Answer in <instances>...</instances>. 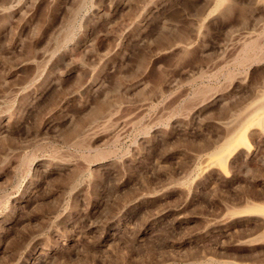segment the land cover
I'll list each match as a JSON object with an SVG mask.
<instances>
[{"label":"rangeland","instance_id":"1","mask_svg":"<svg viewBox=\"0 0 264 264\" xmlns=\"http://www.w3.org/2000/svg\"><path fill=\"white\" fill-rule=\"evenodd\" d=\"M261 2L0 0V264L264 258L262 225L228 226L264 202V150L201 170L264 88Z\"/></svg>","mask_w":264,"mask_h":264},{"label":"bare ground","instance_id":"2","mask_svg":"<svg viewBox=\"0 0 264 264\" xmlns=\"http://www.w3.org/2000/svg\"><path fill=\"white\" fill-rule=\"evenodd\" d=\"M212 1V0H211ZM228 2L229 0H218V2L220 3V4H223V3H225V2ZM252 1V0H251ZM259 1V4H260V1L261 0H258ZM264 1V0H263ZM231 3H235V2H231ZM256 3V1H253V4H255ZM261 3H263L264 4V2H261ZM212 4V3H211ZM257 4V3H256ZM258 4V5H259ZM218 5V4H217ZM217 5H216V7H217ZM226 5V4H225ZM225 5H223V6H225ZM228 5V4H227ZM230 5V4H229ZM232 5V4H231ZM212 6H214V5H212ZM236 6V5H235ZM238 6V5H237ZM240 6V5H239ZM253 6V5H252ZM264 6V5H263ZM215 7V6H214ZM214 7H212V9L214 8ZM229 7V6H228ZM227 7V8H228ZM255 7H256V5H255ZM260 7H261V4H260ZM225 8V7H224ZM231 8V7H230ZM229 8V9H230ZM233 8V7H232ZM236 8V7H235ZM234 8V9H235ZM237 8H239L240 9V7H237ZM241 8H242V6H241ZM244 8V7H243ZM254 8V7H253ZM257 8H258V6H257ZM226 9V8H225ZM223 10V9H222ZM259 10H262V8L261 9H259ZM240 11V10H239ZM256 11H257V9H256ZM217 13H218V11H216ZM221 12H224V11H220L219 13L221 14ZM228 12H230V10L228 11ZM259 12V11H258ZM214 13V12H213ZM216 13V14H217ZM218 13V14H219ZM225 13V12H224ZM231 13V12H230ZM230 13H227V14H230ZM241 13H243V12H241ZM219 14V15H220ZM213 15V14H212ZM211 15V16H212ZM215 15V14H214ZM222 15V14H221ZM224 15V14H223ZM209 16H210V14H209ZM226 16V15H225ZM224 16V17H225ZM228 17V16H227ZM257 19V18H256ZM256 19H255V21H256ZM260 19V18H259ZM249 21V20H248ZM254 21V20H253ZM200 22V21H199ZM198 22V23H199ZM258 22H260V21H258ZM261 22H263V21H261ZM202 23V22H201ZM253 23H255V22H253ZM197 25V24H196ZM200 25V24H199ZM203 25V24H202ZM253 26V25H252ZM256 26V25H255ZM258 26H260L261 27V24L260 25H258ZM204 27V26H203ZM259 27V28H260ZM201 28V27H200ZM257 28V27H256ZM262 28V27H261ZM195 29V28H194ZM203 29V28H202ZM256 30H258V28L256 29ZM256 30H255V32H256ZM261 30V29H260ZM195 31V30H194ZM250 31V30H249ZM248 31V32H249ZM253 31V30H252ZM252 31H250L249 32V34L252 32ZM263 31H264V29H263ZM263 31H261V32H263ZM200 32V31H199ZM247 31L245 32V33H248ZM261 32H259V33H261ZM253 33V32H252ZM256 33H258V32H256ZM256 33H255V35H256ZM196 34V33H195ZM184 35V34H183ZM182 36V35H181ZM244 36H246V35H244ZM259 36V35H258ZM178 37H179V35H178ZM252 37V36H251ZM176 39V38H175ZM185 39V38H184ZM183 39V40H184ZM188 39V38H187ZM240 39V38H239ZM244 39L246 40V38H244L243 37V41H244ZM247 39H248V36H247ZM177 40V39H176ZM178 40H180V37H179V39ZM177 40V41H178ZM185 41V40H184ZM183 41V43H187L186 41L184 42ZM247 41V40H246ZM245 41V42H246ZM174 42V41H173ZM173 42H171V43H173ZM176 42V41H175ZM173 43V44H176V43ZM180 42V41H179ZM249 42V41H248ZM251 42V41H250ZM252 42H254V40L252 41ZM258 42V41H257ZM178 43V42H177ZM182 43V44H183ZM243 43V42H242ZM263 43V42H262ZM240 45H241V43H239ZM238 44V46H240ZM180 45H181V43L179 44V46L178 47H180ZM249 45H251V44H249ZM254 46H255V44H253ZM253 45H252V47H253ZM264 45V44H263ZM171 46V45H170ZM169 46V47H170ZM184 46H186V45H184ZM183 46V47H184ZM193 46V45H192ZM191 46V47H192ZM246 46V45H245ZM174 47H176V46H174ZM173 47V48H174ZM249 47V46H248ZM172 47H171V49H173ZM181 48V47H180ZM179 48V49H180ZM190 48V47H189ZM246 48V47H245ZM255 48V47H254ZM263 48V47H262ZM175 49V48H174ZM185 49V48H184ZM183 49V50H184ZM188 49V48H187ZM186 49V50H187ZM243 49H244V47H243ZM176 50H177V48H176ZM189 50V49H188ZM188 50H187V53H189L188 52ZM236 50V49H235ZM261 50V49H260ZM264 50V49H263ZM180 51H182V49L180 50ZM185 51V50H184ZM247 51V50H246ZM259 52V51H258ZM180 53V52H179ZM186 53V54H187ZM251 53H253V52H250V54ZM255 53V52H254ZM253 53V54H254ZM260 53H261V51H260ZM181 54H183V53H181ZM249 54V55H250ZM256 54H258V53H256ZM255 54V55H256ZM263 54H264V52H263ZM242 55V54H241ZM241 55H240V57H241ZM248 55V56H249ZM247 56V55H246ZM247 56V57H248ZM254 56V55H253ZM252 56V57H253ZM262 57L263 58V55H259L258 57ZM232 57V56H231ZM237 57V56H236ZM246 57V58H247ZM233 58H235V57H232V59ZM250 58H251V55H250ZM257 60V58L255 57V61ZM261 60V59H260ZM223 61V60H222ZM222 61H221V63H222ZM241 61V60H240ZM244 62H247L246 61V59H245V61ZM249 62V61H248ZM250 62H252V61H250ZM261 62V61H260ZM81 63V62H80ZM79 63V64H80ZM224 63H225V61H224ZM233 63V62H232ZM231 63V64H232ZM244 64V63H243ZM247 64V63H246ZM228 65H229V61H228ZM240 65V64H239ZM248 65V64H247ZM234 67V66H233ZM249 67V66H248ZM219 68V67H218ZM217 68V69H218ZM216 69V70H217ZM223 69V68H222ZM229 69V68H228ZM231 70V69H230ZM232 71H233V69H232ZM230 72V71H229ZM234 73V72H233ZM232 73V74H233ZM238 73V72H237ZM214 75V74H213ZM230 75V74H229ZM234 75V74H233ZM232 75V76H233ZM238 75V74H237ZM237 75H236V77H237ZM231 76V75H230ZM239 76V75H238ZM235 77V76H234ZM227 78V77H226ZM229 79H230V77H229ZM228 79V80H229ZM232 79V78H231ZM235 79V78H234ZM233 79V80H234ZM232 81V80H231ZM235 81H236V79H235ZM264 87V86H263ZM203 88V87H202ZM201 88V89H202ZM212 89V88H211ZM210 89V90H211ZM206 90V89H205ZM209 90V89H208ZM207 90V91H208ZM262 90H264V88L262 89ZM261 90V93L260 94H258L251 102H249V103H247L248 105L244 108V111H242V113H241V116H240V127H239V129L236 131L237 132V134H236V132H234V133H231V134H228L226 137H225V140H224V142L220 145V146H217V148H215L211 153H210V155L208 156V158H206L207 159V163L205 164V165H203L204 167L201 169L202 170V174H206V176L208 177V176H211L212 174H215V173H217L218 171L220 172V173H223V175L224 176H229V174H228V169L230 168V169H232L231 167H229L228 168V166L230 165V164H232L233 162H235L236 160H237V158L239 159L240 157L241 158H244V160L245 159H248V158H252L253 159V157L254 156H256V155H258L257 153H258V151L262 148L263 150H264V148H263V146H264V91H262ZM199 91H200V89H199ZM202 91V90H201ZM212 91H213V89H212ZM197 92H198V90H197ZM197 92H196V95H197ZM213 92H215V91H213ZM218 92V91H217ZM256 92V91H255ZM156 93V92H155ZM257 93V92H256ZM199 94H202V93H200V92H198V95ZM211 93H210V91H209V94H204L206 97H207V95L209 96ZM195 95V97H197ZM203 95V96H204ZM211 96H213V95H211ZM211 96H209V97H211ZM255 96V95H254ZM193 97V96H192ZM191 98V97H190ZM189 98V99H190ZM203 97H201V100L203 101V99H202ZM192 100H193V98H191ZM191 99H190V101H191ZM196 99H198V100H200V97L199 98H196ZM206 99V98H205ZM209 99V98H208ZM211 99V98H210ZM209 99V100H210ZM200 100V101H201ZM207 100V99H206ZM190 101H189V103H190ZM195 102H197L196 100H194ZM201 101V102H202ZM211 101V100H210ZM118 103V102H117ZM188 103V102H187ZM188 103V104H189ZM194 102L192 101V104H193ZM206 103V101L204 102V104ZM187 104V105H188ZM191 104V103H190ZM189 104V105H190ZM207 104V103H206ZM117 105H119V104H117ZM184 105H186V103L184 104ZM186 105V106H187ZM201 105V104H200ZM115 106H116V103H115ZM114 106V107H115ZM191 106V105H190ZM201 106H203V104L201 105ZM189 107V106H188ZM188 107L186 108V111H187V109H188ZM194 107V106H193ZM192 107V108H193ZM200 107V106H199ZM244 107V106H243ZM115 110H119V109H117V108H114ZM190 109V108H189ZM188 109V110H189ZM194 109V108H193ZM195 109H197V107L195 108ZM238 110V109H237ZM171 110H169V112H170ZM182 111H183V109H182ZM193 111V110H192ZM191 111V112H192ZM109 112V111H108ZM233 113V112H232ZM111 114V113H110ZM169 115V114H168ZM240 115V114H239ZM106 116V115H105ZM109 116V115H108ZM234 116H236V115H234ZM232 118V117H231ZM235 118H237V117H235ZM234 119V118H233ZM233 119H232V122H233ZM109 120H110V118H109ZM108 120V121H109ZM96 121V120H95ZM106 122V121H105ZM110 122V121H109ZM228 122V121H227ZM231 122V123H232ZM231 123H230V125H231ZM237 124H238V122H236ZM102 124H105L104 122H102ZM111 124V123H110ZM234 124V123H233ZM236 124V125H237ZM95 125H97V124H95ZM98 125H100L99 123H98ZM239 125V124H238ZM102 126V125H101ZM101 126H99V128H101ZM108 126H109V124H108ZM96 126H94V128H95ZM230 127H232L233 128V126H230ZM229 127V128H230ZM90 129H91V127H89ZM93 128V127H92ZM104 128V127H103ZM102 128V129H103ZM110 128H112V127H110ZM110 128H107L108 130L110 129ZM224 128H225V126H224ZM231 128V131H233V129ZM89 129V130H90ZM97 130H99L98 129V126H97V129H95V132L97 131ZM101 130V129H100ZM105 130V129H104ZM88 131V130H87ZM89 133V132H88ZM222 133V132H221ZM230 133V132H229ZM86 134H87V132H86ZM223 134V133H222ZM92 135V137H93V134H91ZM95 135V134H94ZM254 135H257L258 136V138H259V140H258V142L257 143H251V140H250V136H254ZM89 136V135H88ZM256 136V137H257ZM80 137V136H79ZM222 137V136H221ZM223 138V137H222ZM80 139H81V137H80ZM92 139V138H91ZM219 139H221V138H219ZM218 139V140H219ZM79 140V139H78ZM77 140V141H78ZM222 140V139H221ZM212 141V140H211ZM216 141V140H215ZM220 141V140H219ZM79 142V141H78ZM213 142V141H212ZM81 143H83V142H81ZM205 143V142H204ZM204 143H203V145H204ZM80 144V143H79ZM84 144V143H83ZM202 144V143H201ZM208 144V143H207ZM81 145V144H80ZM212 144H210V146H211ZM205 146V145H204ZM261 149V150H262ZM262 150V151H263ZM262 151H259V152H262ZM264 152V151H263ZM100 153V152H99ZM101 154H102V152L100 153V156H101ZM107 154V153H106ZM105 154V155H106ZM109 155V154H108ZM261 156V155H260ZM263 156V155H262ZM261 156V157H262ZM87 157V156H86ZM264 157V156H263ZM262 157V158H263ZM204 158V157H203ZM205 159V158H204ZM251 159V160H252ZM264 159V158H263ZM241 160V159H240ZM255 160V159H254ZM258 160V159H257ZM256 160V161H257ZM201 161L203 162V160L201 159ZM256 161H253V162H256ZM239 162V161H238ZM241 162V161H240ZM242 162H243V160H242ZM241 162V163H242ZM245 162V161H244ZM247 162V161H246ZM263 162V161H262ZM262 162H260V163H262ZM257 163V162H256ZM238 164V163H237ZM233 165H234V163H233ZM241 165V164H240ZM240 165H237V166H240ZM246 165V164H245ZM244 165V166H245ZM248 165V164H247ZM251 165V164H250ZM249 165V166H250ZM260 165V164H259ZM259 165H255V167H258ZM236 166V165H235ZM263 166H264V164H263ZM242 167L243 166H241V168L240 169H242ZM228 168V169H227ZM248 168V167H247ZM253 168V167H252ZM251 168V169H252ZM239 169V170H240ZM246 169V168H245ZM249 169V168H248ZM259 169V168H258ZM257 169V170H258ZM261 169V168H260ZM200 170V171H201ZM233 170V169H232ZM247 170V169H246ZM246 170H244V171H246ZM264 170V169H263ZM251 171V170H250ZM253 171V170H252ZM262 171V170H261ZM231 172V171H230ZM240 172V171H239ZM248 172H249V170H248ZM264 172V171H263ZM245 173V172H244ZM247 173V172H246ZM245 173V174H246ZM251 174H252V172H251ZM199 175H201L200 173H199ZM221 175V174H220ZM237 175V174H236ZM250 175V174H249ZM205 176V177H206ZM213 176V175H212ZM222 176V175H221ZM247 176V175H246ZM250 176H252V175H250ZM199 177V176H198ZM200 177H202V176H200ZM230 177V176H229ZM234 177H235V175H234ZM260 177V176H259ZM263 178H264V175L262 176ZM222 178H223V176H222ZM227 178V177H226ZM232 179H234V178H232ZM230 180V179H229ZM238 180V179H237ZM226 181V180H225ZM231 181H233V180H231ZM247 181V180H246ZM249 181V180H248ZM260 181V180H259ZM262 181H264V180H262ZM234 182V181H233ZM238 182V181H237ZM228 183V182H227ZM236 183V182H235ZM239 183H241L240 182V180H239ZM262 183V182H261ZM234 184V183H233ZM237 184V183H236ZM256 184H258V183H256ZM264 184V183H263ZM232 185V184H231ZM240 185V184H239ZM238 185V186H239ZM182 186V185H181ZM234 186V185H233ZM232 186V187H233ZM237 186V187H238ZM257 186V185H256ZM183 187V186H182ZM236 187V186H235ZM235 187H233V188H235ZM259 187V186H258ZM261 187V186H260ZM264 187V186H263ZM232 188V189H233ZM256 188V187H255ZM249 189V188H248ZM252 189V188H251ZM234 190V189H233ZM242 190H245V188L244 189H242ZM241 190V191H242ZM247 190V189H246ZM252 191V190H251ZM262 191H263V188H262ZM234 192H238V191H235L234 190ZM248 193L250 192V191H247ZM247 192H246V194H247ZM255 192V191H254ZM257 192V191H256ZM261 192V191H260ZM258 193V192H257ZM264 193V192H263ZM262 194V193H261ZM260 194V195H261ZM233 195V194H232ZM241 195H243V196H246V195H244V194H241ZM263 195V194H262ZM250 196V195H249ZM232 197H234V196H232ZM237 197V196H236ZM241 197V196H240ZM256 197H257V195H256ZM237 198H239V197H237ZM253 198V197H252ZM258 198V197H257ZM261 198V197H260ZM263 198V197H262ZM234 199V198H233ZM245 199V198H244ZM248 199H250L249 197H248ZM264 199V198H263ZM237 200V199H236ZM243 200V199H242ZM259 200V199H258ZM232 200H229V202H231ZM241 201V200H240ZM244 201V200H243ZM263 201V200H262ZM236 202H238V201H236ZM235 202V203H236ZM242 202V201H241ZM245 202V201H244ZM232 203V202H231ZM230 203V204H231ZM213 204V203H212ZM218 204V203H217ZM239 204H241V203H239ZM215 205H216V203H215ZM219 205V204H218ZM227 205V204H226ZM231 206V205H230ZM215 207V206H214ZM223 207H224V205H223ZM227 207H228V205H227ZM216 208V207H215ZM220 209H226V207H224V208H221V207H219ZM219 209V210H220ZM221 211V210H220ZM224 211V210H223ZM222 211V212H223ZM217 213H218V211H217ZM219 214H221V213H219ZM230 214H233L232 215V217L233 216H235V215H237V218H235V220L234 221H232V222H229L228 223V226H231L232 224H235V223H238L239 224V222H241L242 223V225L243 224H247V223H249L250 221H253V219L256 221L255 223H253V224H256V225H262L263 226V229H264V202H261V203H257V202H253V201H250V200H248V201H246L244 204H242V205H237V207L236 208H234V210H233V213H231L230 212ZM251 214H253V215H255L257 218H250V216H251ZM219 216V215H218ZM236 217V216H235ZM215 218H217V217H215ZM227 218H228V216H227ZM226 218V219H227ZM230 218H231V216H230ZM214 220V219H213ZM223 220H225V218L224 219H222V222H224ZM216 222H217V219H216ZM228 222V221H227ZM227 222H226V224H225V226L227 225ZM244 222V223H243ZM209 223H210V221H209ZM212 223V222H211ZM210 223V224H211ZM214 223V222H213ZM212 223V224H213ZM219 223H221V222H219ZM215 225V224H214ZM219 225V224H218ZM222 225V224H221ZM241 225V224H240ZM252 225V224H251ZM208 226V225H207ZM233 226V225H232ZM253 226V225H252ZM255 226V225H254ZM253 226V227H254ZM234 227V226H233ZM244 227V226H243ZM242 227V228H243ZM246 227H248V226H246ZM252 227V228H253ZM218 228V227H217ZM221 228V227H220ZM225 228L226 227H224L222 230H225ZM237 228H235V230H236ZM250 229H251V227H250ZM256 229H257V227H256ZM252 230V229H251ZM254 230V229H253ZM209 231V230H208ZM212 231H215V230H212ZM234 231V230H233ZM232 231V232H233ZM245 231H248L247 229L245 230ZM258 231V230H257ZM260 231H261V229H260ZM210 232V231H209ZM208 232V233H209ZM215 232H217V231H215ZM231 232V231H230ZM235 232H238L237 230L235 231ZM241 232V231H240ZM243 232V231H242ZM250 232V231H249ZM253 232H255V231H253ZM239 233V232H238ZM251 233V232H250ZM256 233V232H255ZM258 233H260V232H258ZM257 233V234H258ZM216 234V233H215ZM232 234V233H231ZM252 234V233H251ZM227 235V234H226ZM230 235V234H229ZM243 235V234H242ZM248 234H246L245 236H247ZM250 235V234H249ZM256 235V234H255ZM244 238V237H243ZM247 238V237H246ZM240 243H242L241 241H240ZM243 243L245 244H250V246L251 245H257V244H259V243H264V230L263 231H261V233L259 234V235H257V236H254V237H250V238H247V239H245L244 241H243ZM248 246V245H247ZM259 246V245H258ZM256 247V246H255ZM263 247V246H262ZM252 248H254V246H252ZM242 249V248H241ZM259 249V248H258ZM242 250H244V249H242ZM251 249H249V251H250ZM257 250V249H256ZM263 252V251H262ZM248 253V252H247ZM254 253V252H253ZM256 253V252H255ZM229 254H226V257L228 256ZM244 255H246V254H244ZM255 255V254H254ZM259 255V254H258ZM198 256V255H197ZM201 256H203L204 257V255H201ZM231 256V255H230ZM234 256V255H233ZM232 256V257H233ZM242 256V255H241ZM264 256V255H263ZM196 257V256H195ZM202 257V258H203ZM212 258V257H211ZM255 258V257H254ZM263 258V257H262ZM201 259V258H200ZM199 259V260H200ZM208 259V258H207ZM240 259H241V257H240ZM249 259V258H248ZM257 259V258H256ZM255 259V260H256ZM219 260H220V258H219ZM227 260V259H226ZM231 260V259H230ZM228 261V263H226V264H264V258L263 259H260V260H257V261H255V260H253V262L251 261V257H250V261L251 262H249V260H248V262H244L243 261V259L241 260V261H243L242 263H240L239 261L238 262H234V261ZM233 260V259H232ZM245 260V259H244ZM205 262V261H204ZM207 262V261H206ZM197 263V262H196ZM220 263V262H219ZM218 262H216V261H213L212 262V260L211 261H208L206 264H219ZM201 264V263H200ZM202 264H204L203 262H202ZM220 264H223V262L222 263H220Z\"/></svg>","mask_w":264,"mask_h":264}]
</instances>
